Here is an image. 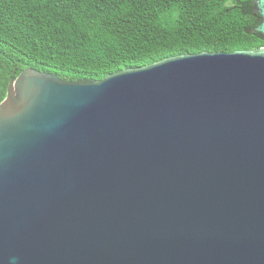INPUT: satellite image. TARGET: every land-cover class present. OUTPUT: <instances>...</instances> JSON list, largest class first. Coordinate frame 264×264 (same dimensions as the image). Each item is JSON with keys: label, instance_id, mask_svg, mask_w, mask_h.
<instances>
[{"label": "water", "instance_id": "1", "mask_svg": "<svg viewBox=\"0 0 264 264\" xmlns=\"http://www.w3.org/2000/svg\"><path fill=\"white\" fill-rule=\"evenodd\" d=\"M0 264H264V47L101 80L16 68Z\"/></svg>", "mask_w": 264, "mask_h": 264}, {"label": "trees", "instance_id": "2", "mask_svg": "<svg viewBox=\"0 0 264 264\" xmlns=\"http://www.w3.org/2000/svg\"><path fill=\"white\" fill-rule=\"evenodd\" d=\"M254 0H0V103L14 70L101 80L179 54L264 47Z\"/></svg>", "mask_w": 264, "mask_h": 264}]
</instances>
